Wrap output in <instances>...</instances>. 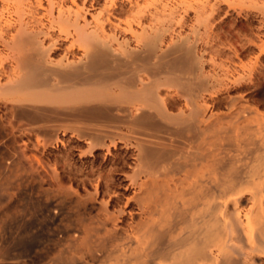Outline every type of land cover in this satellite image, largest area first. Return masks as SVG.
I'll use <instances>...</instances> for the list:
<instances>
[{"label":"rangeland","instance_id":"obj_1","mask_svg":"<svg viewBox=\"0 0 264 264\" xmlns=\"http://www.w3.org/2000/svg\"><path fill=\"white\" fill-rule=\"evenodd\" d=\"M176 1L159 0V3L172 4ZM186 1L187 3L182 4V7L176 8L177 10L175 9L171 13L168 10L162 11L160 8L157 12L153 4H147L144 1H141L142 10L136 7L134 11L128 0H115L114 3L112 0H76V3L72 0H52L50 3L48 0L40 2L37 0H9L8 3L11 7L6 4V1L0 0V236L14 238L28 236L27 239L33 237L34 240L49 236L48 233L54 232L53 228L58 227V223H52L45 216V212L44 215L42 214L44 209H41L43 208L41 206L44 203L41 201H43L44 194L36 195L37 192L40 194L43 188L40 190L37 185L40 183L45 190V187H56L58 181L66 188L78 190L80 195H85L84 189L94 192L96 184L102 181L106 182L104 179L107 178L108 169H113L112 166H114L110 164L109 160L115 153L122 157L125 156L124 164H126L122 169L113 171L115 184L110 193H112L114 201L109 203V207L111 210L114 208L125 210L123 214L125 217L124 226L129 230H132V227L129 226L130 215L137 210L136 203L132 201L127 203L135 190L130 183V175L133 174L136 152H125L126 150H123L124 142L119 144L120 150L116 151L112 148V152L108 151L106 145L110 144V141L106 133H109L111 127L107 126L109 121L105 114H102L105 118L98 119L97 104L109 105L110 101H78L79 103L75 102V105L70 102L60 104L55 102L54 104V102L39 101L28 96L36 91L41 90V93L49 94L56 93L57 90L64 92V86L66 90L72 88L73 91H77V89L79 91L81 88L84 91L85 86L87 89L85 91L100 89L110 92V87L117 80L124 83V80H129V77L133 79L143 76L146 79L148 76L152 77L153 74L160 77L157 75L158 73L156 74L158 70L154 69L153 65L166 63L165 60H167V62L175 61L177 69L173 75L169 76L174 79V83L177 81L178 84L182 81V84L179 83L181 86L177 85L180 90L182 89L181 91L187 90L186 93L193 94L188 93L191 96L190 102L194 109L200 105L205 106L202 104L205 102L204 104L208 106V116L227 113L230 110L235 111L230 103L231 100L240 98L243 99V101L241 100L243 104L257 108L264 114V0ZM204 1L205 3L207 1L211 4L216 3V7L217 5L218 7L214 11L207 8L208 10L204 9L206 12L198 13L196 6L204 4ZM12 7L15 9L14 11ZM59 13L62 15L60 16ZM64 15L70 16V20L67 21L69 18ZM72 17L78 18V27L72 23L75 21ZM75 27L78 29L80 27L82 30H76ZM85 34L87 35L85 36ZM87 36L91 38H88V41H86ZM154 37H157L158 41ZM149 38L157 42L158 46L153 48L154 50L150 48L151 42H149L150 45H146L150 41ZM73 39L79 40L74 42ZM83 39L84 42L91 44H84ZM103 43L106 44V47ZM179 47L181 50L178 49ZM45 54H47L46 57ZM117 54L119 57H116ZM130 63L132 66L129 65ZM145 65H148L149 68ZM69 67L70 69L67 70ZM36 68L37 70H35ZM180 68L185 69L180 70ZM30 69L33 70L32 74L29 73ZM136 69L140 72L143 70L144 73H140ZM80 72L84 75L82 76ZM148 73L152 75H148ZM26 74L29 75V78L33 77V80H39H32L33 82L30 83V86L34 83L32 85L34 86L32 87L33 92L28 85L24 86V91L19 88L21 90L18 92L15 85L24 79ZM186 79L190 81L186 82ZM51 85L53 89L50 91ZM76 85L83 86L79 88ZM10 86H14L13 89L11 87V91L5 92L4 90H8ZM74 86L75 89H73ZM35 87L41 89L38 90L39 88ZM14 88H16L15 93L13 92ZM189 95L188 97H190ZM176 112L177 110L173 111L175 114ZM244 115L249 119L246 114ZM251 121L253 127L260 128L262 126L261 120V124L256 119H251ZM98 124L100 127L97 126ZM103 124L105 125L103 126ZM225 124L226 126L234 125L229 121H226ZM94 130L99 131L104 137L103 147L100 146L98 151L91 149L88 143L92 137V140H95V136H97ZM83 131L85 134L82 137ZM207 133L210 134V131ZM237 135H240V132H237ZM262 135H264V131L257 133V137ZM168 136L169 134L165 133L155 141L160 144L166 143L168 149L173 141V138L170 140ZM104 141L105 145H103ZM178 142L176 141L172 146L178 145ZM183 144L181 141L179 145ZM95 155L99 156L97 161ZM191 157H194L196 164L194 171L196 170L197 176L196 174L194 176L190 169L191 166L188 164L192 161ZM191 157L187 158L188 163L184 161L188 168L181 167V172L174 169L175 172L171 170L170 173L169 170L167 174H165L166 172L162 173V177L168 176L170 173V175L172 174L171 177L169 175L170 179H175L179 175L182 180L185 177L187 181H192L200 176L205 180L213 176L207 169L205 158L200 160L201 158L198 156ZM86 178L88 180L85 181ZM33 179V183L37 182L38 184L33 185L31 182ZM44 190L42 192L45 193L46 190ZM114 191L115 194H113ZM26 192L27 194L35 192L31 198L42 205L38 206V202L30 203L33 202L31 198L30 200L29 198L25 199ZM108 197L106 195L105 199ZM101 198L100 196L99 200ZM132 237L141 239V236ZM46 250L48 249H45L44 252ZM51 250L47 252V256L51 257L50 260L45 259L44 263L48 264L49 261L51 264L54 262L52 257L59 253L56 251L57 249ZM100 262L94 261L90 264H103Z\"/></svg>","mask_w":264,"mask_h":264},{"label":"bare ground","instance_id":"obj_2","mask_svg":"<svg viewBox=\"0 0 264 264\" xmlns=\"http://www.w3.org/2000/svg\"><path fill=\"white\" fill-rule=\"evenodd\" d=\"M4 1L10 6L9 0ZM40 1L37 0V2ZM48 1L49 3L52 2V0ZM128 1L131 3L130 7L132 9L138 7L142 10L141 1H144L147 4H153L157 12L160 8L162 11L168 10L171 13L176 8L182 7V4L187 3L186 0H177L172 4L168 2L159 3V0ZM72 2L76 3V0H72ZM114 2L115 0H112V3ZM207 2L204 1L202 5L197 4L196 11L198 13L201 11L206 12L204 9L207 8L214 11L218 7V5L216 7V3ZM189 5L191 6V4ZM12 6L14 7V4ZM13 7L12 10L14 11ZM65 17L69 18L67 21L71 18L70 16ZM72 18L76 21V23L75 21L72 23L78 27V18ZM77 27H75L76 30ZM80 29L79 27L78 30L80 31ZM88 38L91 39L90 36H87V40L86 38L85 40L88 41ZM156 38L154 37V39ZM75 40L73 39L74 42ZM78 40L76 41L78 42ZM85 40L81 41L85 44L87 43L84 42ZM93 40L90 41L93 42ZM156 40L150 39L146 45H150L149 42H151V47H149L154 50L153 48L158 46ZM46 56L47 54H45ZM116 57H119L118 54ZM128 57L130 58V56ZM165 61L166 63L163 62L160 65L156 62L155 64L159 67L153 65L154 69L158 70L156 74L158 73L157 75L160 77L154 74L153 78L148 76L146 79L143 76L141 78L137 76L138 78L133 79L129 77V80H124V83L120 79L121 82L117 80L113 83V86L109 89L110 92L100 89L85 91L87 90L85 86V90L82 91L80 86L83 85H76L79 86V91L78 89L73 91L72 88V91L70 89L66 90L64 86V92H61V90L56 92L54 89L56 93L49 94L41 93L40 86L39 89L35 87L40 90V93L36 91L38 94L34 92L28 95L35 100L54 102V104L55 102L56 104L70 102L75 105V102L79 103L78 101H110L109 105H103L105 104L103 103L96 106L97 113H99L98 119L105 118L102 115L105 114L109 121L107 126L111 127L109 133H106L110 144L107 143V147H104L110 152H112V148L118 151L121 149L119 144L124 142L125 148L123 150H126L125 152H136L133 174H129L130 183L135 190L127 203L129 201L136 203L137 210L130 215L131 222L129 226L132 227V230H129L124 226L125 217L123 214L125 210L114 207L111 210L109 207V203L114 201L112 193H110L115 184L113 171L122 169L126 164H124L126 157L115 153L109 160L110 164L115 167L112 166L113 169H108V172L111 173L107 172L106 179L101 177L106 182L101 180L102 182L96 184L94 192L84 189L85 195H80L78 190L66 188L57 180L56 187H45V191L43 185L39 183L38 188L40 190L43 188L45 193L42 190L40 194L37 192L36 196L44 194L43 201L40 200L44 203L43 206L37 200L33 201L31 198L36 191L34 193H31V191L30 194L28 193L29 195L26 192L27 195L24 194L25 199L29 198L30 200L31 198L33 202L30 203L38 202V206L44 209L42 214L44 215L45 212V216L52 223H58V227L53 228L54 232H49V236L43 239L38 236L40 237V239L37 238L39 240H34L33 237L27 239L28 236L26 238L0 236V264H47L44 261L45 259L50 260L51 257L47 256V252L51 249L59 251L56 254L54 252L57 257L55 255V257H52L54 262L51 264H90L94 261H101L103 264H264V135L257 137V133L264 131V114L257 108L243 104V99L240 98L231 100L230 103L235 111L230 110L227 113L208 116V106L204 104L205 102L202 103L205 106L200 105L197 109H194L190 102V95L193 94L188 92L189 95L186 93L187 90L185 92L181 91L182 89L180 90L178 86H181L182 81H180L181 84H179L180 82L177 84V81L174 83V79L170 77L177 69L175 61ZM37 63L39 62L37 61ZM69 69L70 67L67 70ZM154 69L151 70L154 71ZM182 69L180 68V70ZM30 70L29 73L32 74L33 70ZM136 70L140 72V70ZM149 73L148 75H152ZM27 76L15 85L18 90L27 85L29 87L30 83L39 80H33V77L30 76L31 78H29V75ZM180 80L183 79L180 78ZM187 81L190 80L186 79ZM33 84H31V88L29 87L32 92ZM62 84L61 86H63ZM11 87L4 91L8 92ZM16 88L13 90L14 93ZM75 88L74 86L73 89ZM52 89L53 87L49 90ZM174 110H177L178 113H173ZM244 114L250 120L245 118ZM251 119H256L259 123L262 121V126L260 128L258 126L257 128L253 127ZM226 121H229L230 124L234 123V125L226 126ZM99 131H95L97 135L95 140H92V137L90 139L91 143L87 141L90 148L96 149V151L103 147L104 137ZM208 131H210V134L207 133ZM164 132L167 135L169 134L170 137L168 136V138L170 140L173 138L168 149L166 143H163L164 146L162 143L156 142L165 134ZM237 132H240V135H237ZM84 134L85 132L81 136ZM164 137L166 138V136ZM176 141H182L185 145H179L180 142H178V145L174 144L172 146ZM105 144L104 141L103 145ZM171 146L172 148H170ZM191 156H198V158H201L200 160L205 158L208 171L213 176L220 175L221 177L214 178L212 176L205 180L200 176L196 180L187 181L185 177L182 180V177L179 178L178 175L177 179H170L171 170L181 172V167L186 166L188 168L185 163H188L187 161ZM98 159L99 156L95 155V160ZM191 159L193 162L189 161L188 164L195 176L196 164L194 163V157H191ZM202 164L204 163L202 162ZM168 171L170 177L168 175L163 176L165 177L163 178L162 173L166 172L165 174H167ZM190 176L192 177V175ZM86 180L88 179L86 178ZM85 181L84 184H86ZM31 182L33 183L34 179ZM113 194H115V191ZM24 195H22L23 198ZM98 195L102 197L100 200ZM106 195L109 196L108 199H105ZM132 236H141V239H134ZM117 241L118 243H116ZM45 249L48 250L44 252Z\"/></svg>","mask_w":264,"mask_h":264}]
</instances>
